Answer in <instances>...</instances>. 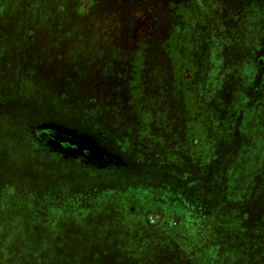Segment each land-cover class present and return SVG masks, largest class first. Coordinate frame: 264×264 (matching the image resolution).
Returning <instances> with one entry per match:
<instances>
[{
	"label": "rangeland",
	"instance_id": "rangeland-1",
	"mask_svg": "<svg viewBox=\"0 0 264 264\" xmlns=\"http://www.w3.org/2000/svg\"><path fill=\"white\" fill-rule=\"evenodd\" d=\"M19 4L0 0V129L21 133L0 264H261L264 0ZM48 125L107 162L50 149Z\"/></svg>",
	"mask_w": 264,
	"mask_h": 264
},
{
	"label": "trees",
	"instance_id": "trees-1",
	"mask_svg": "<svg viewBox=\"0 0 264 264\" xmlns=\"http://www.w3.org/2000/svg\"><path fill=\"white\" fill-rule=\"evenodd\" d=\"M26 1V0H25ZM22 0H19V5L18 7L20 8L22 6L23 3ZM17 10V9H15ZM263 10L261 9V14H262ZM260 15V14H259ZM3 124L9 123L8 120L3 118ZM7 125V124H6ZM20 127L14 126L9 128L8 130L10 131L7 132L4 130L0 129V171L3 174V177L6 176V173H3L5 171H7V167L10 164V162H13V160L15 159V154H13L12 150L17 151V154L20 153L19 152V147H20ZM3 170V171H2ZM1 182H4L5 180H1ZM244 196H248L246 194H244ZM241 200H243V198H241ZM237 203H235V202ZM234 201H232V205H230V210L232 211L234 209V206H236L237 204H239V206H243V203H238V199H234ZM257 198L255 196H253V200H251L249 203L246 204V208H248L249 210L247 211V213L249 215H251L250 219L248 220V224L249 229L252 230L250 236L252 235L254 238V240H256L257 242H255V245L258 247L257 253H255L254 255V259H258L259 263L264 264V240L261 242L260 239H264V203L261 205L257 206ZM246 203V202H245ZM256 203V205H254ZM258 207V210L256 209ZM250 211L253 212V214H250ZM237 212H234V215ZM8 215V214H7ZM24 218V215L18 216V218ZM234 218V217H233ZM5 219V217L0 216V220ZM227 220H229L228 217H226ZM254 224L252 225L251 224ZM224 227L226 228H230L231 224L227 225V224H223ZM11 255H13V253H11ZM11 258V257H10ZM10 258H6L4 257V260L2 262V264H7L10 260ZM250 264H252L251 262H249Z\"/></svg>",
	"mask_w": 264,
	"mask_h": 264
},
{
	"label": "flooded vegetation",
	"instance_id": "flooded-vegetation-1",
	"mask_svg": "<svg viewBox=\"0 0 264 264\" xmlns=\"http://www.w3.org/2000/svg\"><path fill=\"white\" fill-rule=\"evenodd\" d=\"M56 129V126L48 125L47 129L44 131L46 137L45 145L49 146L50 149L58 151L60 149L70 152L71 156H74V158H76V160L81 163H93V159L98 162L96 163L97 165H104L107 162L103 152H101V150L97 151L96 144H89L86 141H79L76 139V137L71 136V133H69L70 135L67 132H65V134L60 133ZM81 138L85 139L84 137ZM70 144L72 146H69ZM74 145H77L78 148L76 149Z\"/></svg>",
	"mask_w": 264,
	"mask_h": 264
}]
</instances>
